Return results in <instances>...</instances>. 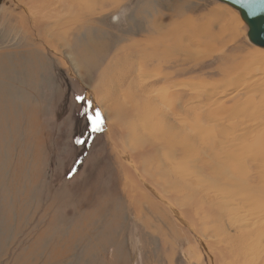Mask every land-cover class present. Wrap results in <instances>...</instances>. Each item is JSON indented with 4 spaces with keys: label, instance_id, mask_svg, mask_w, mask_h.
<instances>
[{
    "label": "rangeland",
    "instance_id": "1",
    "mask_svg": "<svg viewBox=\"0 0 264 264\" xmlns=\"http://www.w3.org/2000/svg\"><path fill=\"white\" fill-rule=\"evenodd\" d=\"M28 3L30 0H3L7 10L2 11L5 17L0 15V104L3 105L0 107V264H260L257 257L262 256L260 253L264 251V237L255 239L251 244L257 253L255 255L246 245L252 240L249 231L248 236L240 240H228L226 235L248 230L251 226L256 233L261 228L260 223L263 224L264 216L254 211L257 203L251 204L248 197L230 200L223 195L220 188L224 180L214 188L210 186L209 192L205 190L209 183L206 177L192 181L199 186L204 182V189L199 195L202 198L208 196L211 201V195L216 196V201L210 203L217 209L216 215L196 207L193 199L185 193L183 195L197 214L190 219L187 230L193 240L201 239L204 244L201 254L179 236L168 235L163 247V235L155 226L160 224L165 229V225L141 209L142 206L141 217L134 216L121 186L127 184L126 178L121 174L120 163L107 136L106 126L112 123L116 127L118 124L109 110L112 107L110 98L120 93L109 92L99 84L118 49L123 50L135 39L142 43L134 46L136 49L145 46L156 37V32L151 34L149 31L163 28L160 31L164 32L172 20L171 14L198 16L201 19L195 22L202 23L203 28L212 26L216 40L220 41L213 49L207 45L197 47L205 52L200 61L188 64L190 70L183 76L187 95L179 99L177 108L169 107V120L176 121L177 117H181L184 110L180 106L186 103L189 108L185 112L187 118L193 117L195 114L191 109L198 103L195 99L199 94L205 97L208 91L216 93V97L222 100L213 105L219 119L229 113L238 116L240 110H233L236 106L242 104L240 107L244 108L243 102L256 101L262 96L260 105L254 108V113L260 115L255 116L252 122L264 123V93L260 94L264 92V49L248 40L247 25L238 11L217 0H128L125 6L128 10L124 9L117 15H105L95 10L89 16L93 19L92 23L85 22L75 35L85 37L86 33L92 34L97 41L106 43L104 49L101 53L96 52L92 61L85 58L79 60L82 50L79 51L76 46V41H80L74 36L72 52H60V56L68 59L63 66L57 61V55L51 57V51L34 50L24 43L22 35L35 30ZM44 5L49 8L58 5L56 10L52 9L60 16L53 17L45 9L47 18H39L43 21L42 26L59 29L67 23L64 21L68 16L60 10L62 4L52 0ZM20 11L24 14L23 22L20 20L22 24L16 22ZM211 12L216 16L215 23L203 19ZM52 18L53 22L50 21ZM115 23L120 29L115 27ZM42 30L47 36L46 29L43 27ZM98 30L99 35H96ZM145 35L152 36L147 38ZM159 41L156 39L153 42L157 50L161 48L160 55L152 54L156 60L158 57L163 59L162 50L166 47ZM179 59L170 70L160 72L172 73L180 66ZM139 65L143 66L140 77L146 81L153 82L161 77L160 72L154 70L157 66ZM224 67L229 73L222 75ZM168 81L171 80L161 78L156 82L155 91L168 92L171 88ZM196 86H199L200 93L191 91V87ZM88 94L98 95L96 108L104 121L102 130L90 137L85 135L87 121L81 115L85 103L92 101ZM76 96L85 99L77 101ZM202 116L203 113L198 118ZM223 121L227 126L216 128V142H225L230 136L241 134L240 129L243 128L236 125L234 119ZM140 123L135 121L126 130L132 132L134 125ZM185 130L193 133L188 127ZM77 138L86 142L77 144ZM195 138L199 140L198 135ZM223 150L216 144V152ZM182 162L190 164L186 159ZM238 163L246 164L243 158ZM173 180L177 181L171 176L170 181ZM208 200L205 205H209ZM148 218L153 219L155 226L151 222L148 223L150 227L146 226L144 222ZM236 219L240 221L236 222ZM256 226L260 227L256 229ZM201 228L204 236L200 234ZM212 234L214 236H210ZM229 257L233 263L229 262Z\"/></svg>",
    "mask_w": 264,
    "mask_h": 264
},
{
    "label": "bare ground",
    "instance_id": "2",
    "mask_svg": "<svg viewBox=\"0 0 264 264\" xmlns=\"http://www.w3.org/2000/svg\"><path fill=\"white\" fill-rule=\"evenodd\" d=\"M46 1L51 2L52 0H30V3H28V11L33 14L32 23L35 25L31 23V26H34L33 28H35V30L31 27L34 33L30 30L31 34L27 30L28 35H22L25 38L24 43L28 44V46L34 50L41 49L43 52L51 51V57L57 55L59 58L57 61L65 66L66 60L68 59L67 57L64 59L60 56V52L62 50L72 52L71 46L74 36L75 39L80 41H76V46L79 48V51L82 50L79 60L85 58L86 61H92L95 53H101L104 49V45H106L105 42L97 41L92 34L86 33L85 37H78L75 35L79 27H82L85 22L93 20L89 16H91L95 10L101 11L105 15L123 13L124 9H127L125 6L128 0H54L58 4H62L61 6H63V8L60 10L66 13L64 16H68L67 21H64L67 23L63 27H59V29L53 26V28H45L46 25L44 24L45 26H42L43 21L41 20V22L39 20V18L42 17L47 18L48 13L52 14L53 17L60 16V14L55 11L59 6L57 5L56 8H53L55 7V5H53L52 8L55 10L51 7L50 9V4L49 6H46L47 4L44 5ZM5 9L2 0L0 3V15L3 14V10H7ZM45 9L48 11L47 14L44 12L46 11ZM18 13H20V15H17L19 16L18 20L14 16L13 18L17 20L16 22L18 24H22L23 13H21V11ZM166 15L170 17V15ZM171 15L172 20L170 24L167 25L164 32L160 31L163 28H153V31H149L151 34L156 32L154 35L156 37L144 44L145 46L136 49L135 47L139 43L135 39L128 43L127 46L125 45L126 47L123 50L121 49V51H119L118 49L116 55L111 57V61L107 65V69L104 71L105 73L100 79L99 84L103 85L105 90H109V92L113 90L115 93L118 91L120 93L119 96L117 95L112 99L110 98V106L112 105V107L109 109L112 115L116 117V123L118 124L114 127L111 123L106 127L108 132L107 136L110 138L113 152L118 158L117 161L120 163L122 170L121 174H123V178H126L127 181V184L124 183L121 186L126 194L128 205L132 209L131 212H133L135 217L139 218L141 217V209H144V211H148L149 214L153 215L154 218L158 220V223L165 225V229H162L160 224L156 227L155 222L153 223V219L151 220V218H148V220L144 222L147 227H150L148 223L151 222L160 235H163L161 241L163 247L167 242L168 235L179 236L190 243L191 247H194L198 254H201L202 250L205 249L203 247L204 244L200 241L201 239L193 240L191 238L192 235H190V232L187 230L190 219L193 215L195 216L196 213L194 214V210L191 209V206L187 203L183 195L185 193V196L193 199L196 207L202 210L207 209L213 212V215H216L217 209L210 203L216 201V196L209 194L212 196L209 198L211 199L210 201L207 199L208 196L206 197L205 193L204 196L206 198L203 197V201V198L199 195L201 190L203 191L204 189L202 186L204 182L199 186L200 184L192 182L195 178L206 177L208 179L207 182L211 183H208V185L206 184L208 189L205 190H208V192L210 186L216 187L220 184L221 180H224L221 182L223 186L220 188V190H223V195L230 200H235L242 196L248 197L251 204L257 203L254 207V211L264 216V123L252 122L255 116L260 115L258 112L256 114L254 113L256 112L254 108L260 105L259 103L261 102L262 96L256 101L251 100L243 102L244 108L240 107L242 104L236 106L233 110H240L238 116L229 113L219 119L216 118L213 105L222 100L216 97V93L207 91L205 97H201L202 94L201 96L199 94L195 99L198 100V103L195 108L191 109L195 114L193 117L187 118L185 112L187 111L186 109H189L186 107L188 103H183L184 105L180 106L184 110L183 115L179 118L173 115L177 117L176 121L169 120V107L175 106L177 108L180 104L179 99L187 95V90L185 89L186 81L183 79V76L190 70V65L188 66V64L196 60L200 61V58L205 52L197 47L199 45H207L213 49L216 43L220 41V39L216 40V33L212 29V26H210V28H203L204 26L202 23L199 24V22H195V20L201 19L200 17H187V15L182 16L180 14ZM214 15V12L208 13L204 15L203 19L206 21L210 19L215 23L216 16ZM2 16H4V14ZM24 18L26 17L24 16ZM58 18L56 20H60ZM50 21L53 22V18L52 20L50 19ZM44 23H46V21ZM57 23H59V21ZM51 25H53V23ZM43 27L44 30L46 29L47 36L42 33ZM115 27L118 29L119 25L115 23ZM27 28H29V26ZM166 31L168 33L167 35H165ZM98 33L99 30L95 32L96 35H99ZM150 36L152 35H145L144 37L148 38ZM117 38L120 37L117 36ZM156 39L160 40V44H166V47L162 50L164 51V55L162 56L163 59L158 57L156 60L152 55L161 51V48L159 51L155 48V43L153 44ZM139 45H142V43ZM62 47L64 49H62ZM70 58L73 57L70 55ZM178 59L180 60V66L172 73L160 72V70H170V68L175 66ZM138 63L144 66L145 64L157 66L154 70L157 69V73L160 72L159 74L161 77L153 82H148L141 78L140 73L143 66L141 68V65ZM137 65H139L138 69L136 68L137 70L134 71ZM219 65L221 66L222 64ZM219 65L217 66L218 68L220 67ZM225 67L222 75L229 73ZM231 73L232 72H230V74ZM161 78L163 80H171L168 81L171 83V88L168 92L163 93L161 91H155L156 82L161 80ZM238 78L239 77H237V79ZM198 88L199 86L195 88L191 87V89H193L191 91H199L200 88L199 90ZM263 93L264 92L260 94ZM88 95L90 96L89 98L92 99V106L94 107L93 109H95L99 99L98 95ZM1 99L3 100V97ZM1 106L3 105L0 104V107ZM201 113H203V116L198 118ZM226 119H234V123L243 128L240 129L241 134L230 136L225 142L219 140L216 142L215 130L216 128L226 125L223 121ZM135 121H140L141 123L139 125H134V130L128 132L126 128L134 124ZM187 127L193 133H189L188 130H185ZM248 127L251 128L250 131L246 130ZM31 131L33 132V130ZM196 135H198L199 140H196ZM215 142L225 150L221 153L216 152ZM175 144L176 147L174 148L173 145ZM240 158H243L246 162L245 165L238 163ZM183 159L190 161V164H183ZM171 176L177 181H170ZM205 199L210 201L208 202L209 205H205L207 201ZM140 206H142L141 209ZM239 219H236V222L240 221ZM197 222H195V224ZM260 226L261 228L256 233L254 226H251L248 230H237L233 235L228 233L226 238L228 240L244 239L250 232L252 240L246 245L247 248L251 250V253L257 255L251 248V244H253L255 239L264 237V221L262 225L260 223ZM260 226H256V229ZM202 232L201 228L200 234L204 236ZM213 234L216 235L215 233ZM213 234L210 236H214ZM193 236L195 237V235ZM195 242H197V245H194ZM260 254H262V256L257 258H259L260 264H264V251ZM235 255L237 256V254ZM205 256L208 258L206 253ZM210 259L213 261L212 258ZM228 259L230 263H233L230 257Z\"/></svg>",
    "mask_w": 264,
    "mask_h": 264
},
{
    "label": "snow or ice",
    "instance_id": "3",
    "mask_svg": "<svg viewBox=\"0 0 264 264\" xmlns=\"http://www.w3.org/2000/svg\"><path fill=\"white\" fill-rule=\"evenodd\" d=\"M235 2L244 9L248 15L255 16L257 13L264 12V0H235ZM77 101H83V96H76ZM92 108L91 101H87L82 108L81 115L84 116L87 121L88 131L85 133L87 136H91L92 133H96L102 130L103 117L98 108L90 111ZM77 144H83L86 141L81 138H77L75 141ZM75 171V169H73Z\"/></svg>",
    "mask_w": 264,
    "mask_h": 264
},
{
    "label": "water",
    "instance_id": "4",
    "mask_svg": "<svg viewBox=\"0 0 264 264\" xmlns=\"http://www.w3.org/2000/svg\"><path fill=\"white\" fill-rule=\"evenodd\" d=\"M2 0H0L1 3ZM231 6L238 11L243 22L247 25L248 40L255 46L264 48V12L257 13L255 16H250L242 9L235 0H217Z\"/></svg>",
    "mask_w": 264,
    "mask_h": 264
}]
</instances>
